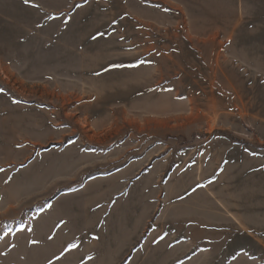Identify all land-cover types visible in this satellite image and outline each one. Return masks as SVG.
I'll return each instance as SVG.
<instances>
[{"label":"rangeland","instance_id":"374dc122","mask_svg":"<svg viewBox=\"0 0 264 264\" xmlns=\"http://www.w3.org/2000/svg\"><path fill=\"white\" fill-rule=\"evenodd\" d=\"M49 262L264 264V0H0V264Z\"/></svg>","mask_w":264,"mask_h":264},{"label":"snow or ice","instance_id":"6c2138e0","mask_svg":"<svg viewBox=\"0 0 264 264\" xmlns=\"http://www.w3.org/2000/svg\"><path fill=\"white\" fill-rule=\"evenodd\" d=\"M25 3H30V0H25ZM34 7H38V5H33ZM77 7H80V5H77ZM96 36H93L92 39H96ZM114 66H119L123 67L124 65H114ZM129 66H134V65H129ZM51 238V237H50ZM77 246L75 244H69L67 247L64 249V251L61 253V256L56 257L57 260L61 259L66 253L70 252L72 249L76 248ZM51 264V262H49Z\"/></svg>","mask_w":264,"mask_h":264},{"label":"bare ground","instance_id":"6f19581e","mask_svg":"<svg viewBox=\"0 0 264 264\" xmlns=\"http://www.w3.org/2000/svg\"><path fill=\"white\" fill-rule=\"evenodd\" d=\"M205 179H206V178H205ZM205 179H204V180H205ZM200 182H203V179H201ZM178 197H179V196H178ZM198 207L201 208L202 205L200 204V206H198ZM223 211L225 212V210H223ZM225 213H226V212H225Z\"/></svg>","mask_w":264,"mask_h":264},{"label":"crops","instance_id":"0c3cea01","mask_svg":"<svg viewBox=\"0 0 264 264\" xmlns=\"http://www.w3.org/2000/svg\"><path fill=\"white\" fill-rule=\"evenodd\" d=\"M66 196V195H65ZM58 199H60V197H58L57 199H56V201H58ZM47 212H45V214H46Z\"/></svg>","mask_w":264,"mask_h":264}]
</instances>
